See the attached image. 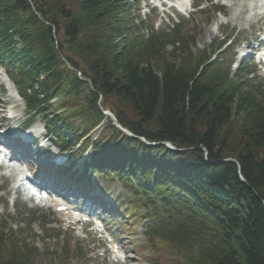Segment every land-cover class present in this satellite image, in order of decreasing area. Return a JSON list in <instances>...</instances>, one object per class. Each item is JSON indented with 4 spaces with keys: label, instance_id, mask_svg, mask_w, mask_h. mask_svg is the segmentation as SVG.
I'll list each match as a JSON object with an SVG mask.
<instances>
[{
    "label": "trees",
    "instance_id": "obj_1",
    "mask_svg": "<svg viewBox=\"0 0 264 264\" xmlns=\"http://www.w3.org/2000/svg\"><path fill=\"white\" fill-rule=\"evenodd\" d=\"M127 16L122 0H0V53L66 146L105 109L136 135L107 120L90 164L119 172L142 201L189 210L190 220L151 235L178 251L172 264H264V89L233 80L206 51L193 54L187 34L173 50L174 39L139 41ZM55 96L64 112L52 110ZM6 241L0 264H31L18 241Z\"/></svg>",
    "mask_w": 264,
    "mask_h": 264
},
{
    "label": "rangeland",
    "instance_id": "obj_2",
    "mask_svg": "<svg viewBox=\"0 0 264 264\" xmlns=\"http://www.w3.org/2000/svg\"><path fill=\"white\" fill-rule=\"evenodd\" d=\"M140 1V5L135 4L133 6V15H140L143 18L147 17V24L155 23V25L165 27L172 21H180V23H183V25L186 27L185 30L196 26L199 27L197 42L191 47L192 51L195 53H199L200 51L209 47L211 43H213L214 38L218 36L220 32V28L217 31L215 30L217 23L219 25L220 23H228L231 24L232 27L236 26L244 30L248 29L254 21L260 20L259 25L264 22V0H214V4L223 6L227 16L222 14L218 15L215 12L213 13L209 8H204L203 12H200L201 10H197L189 16L182 15L181 13L174 10L172 12V9L168 7V11H163L159 7L156 8L155 11L147 13L149 10H151L152 6L158 4V2H161V0H155L154 2L151 0ZM196 1L205 2V0ZM185 13L187 12L185 11ZM209 16V22L205 23L204 21ZM263 35L264 32H262L261 35H259V32H257L256 36L253 38L258 37L259 39H262ZM259 43L253 42L252 45L255 47V50H261L264 52V42H262V45ZM171 48L172 47L170 46L167 49L171 50ZM242 48L245 49V46ZM247 53L249 52L245 50V54ZM258 64L259 67L264 68L263 62ZM7 81V75L5 73L0 75V92L2 82L7 84ZM81 89L82 91L80 96L85 97L89 94V86L87 84L82 86ZM8 94H12V92L9 91ZM4 99L10 100L11 97L7 94L4 96L3 93H0V111L4 108ZM109 99L112 104L113 102L116 104L114 98ZM20 100V107L17 109V112L22 113V118H24L26 115V112L23 109L24 102L21 98ZM19 121L20 120H16L14 122L9 121L7 124L8 128L10 129L12 125L18 123ZM33 121L36 126L39 124L40 125L38 127L42 126L43 122L39 117H36L33 119ZM58 150L59 149L53 143H48V153L50 155L55 154L58 152ZM40 169L45 170L47 174L51 173L52 171V167H46V169H44V167L41 166ZM105 186H107V184H105ZM76 188L80 190V194L85 190V188H83V184L77 185ZM111 188L118 192L120 190V187L117 188L112 184ZM96 191L99 190L96 189ZM89 192L90 191L87 189L83 196L88 195ZM11 202L12 195L9 194L6 207H0V230L5 229L6 231H13L30 247L35 249L38 248L37 255L34 256L35 253L33 255L34 264H60L61 261H64L62 251L66 239H68L67 241H70L71 248V258L66 261V264H117L114 262L109 252L112 246L107 245L101 234L94 230L92 226L84 224L86 231L89 233V238L84 239L81 236L82 231L80 227L68 222H64L62 220V216L58 213H54L51 208L39 207L34 210H29L24 204V211L18 214V207H11ZM107 205L109 208L111 207V203H108ZM27 211L30 213H27ZM167 215L168 213H163L162 217L164 220L167 219ZM156 219L157 216L153 221L151 220L147 223H156ZM143 230V227L139 228L138 235H141ZM59 232L63 234H60ZM117 233L120 236L118 238H120L121 249L125 253L126 259L131 260L130 264H146L142 262V259H140V257L134 252V242L131 243L130 239L125 238V235H123L121 232ZM85 253L86 259L83 258ZM58 257H60V259H58ZM63 263H65V261Z\"/></svg>",
    "mask_w": 264,
    "mask_h": 264
},
{
    "label": "bare ground",
    "instance_id": "obj_3",
    "mask_svg": "<svg viewBox=\"0 0 264 264\" xmlns=\"http://www.w3.org/2000/svg\"><path fill=\"white\" fill-rule=\"evenodd\" d=\"M4 113H5V110H1V111H0V115H2V116L4 117V119H1V120H5V122H6L7 119H6V117L4 116ZM17 190H18V189H17ZM69 212H71V211H69ZM64 214H65V215H64L65 217L69 215V219H70V220H76V219H78V216H79V215H77L76 213H75V216H73L72 212H71V213H67V212H66V213H64ZM125 262H126V263H125ZM125 262H124L123 264H128V263H129V261H125Z\"/></svg>",
    "mask_w": 264,
    "mask_h": 264
}]
</instances>
